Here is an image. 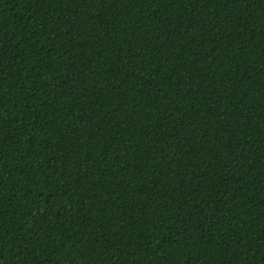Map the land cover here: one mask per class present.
Masks as SVG:
<instances>
[{
    "label": "trees",
    "instance_id": "16d2710c",
    "mask_svg": "<svg viewBox=\"0 0 264 264\" xmlns=\"http://www.w3.org/2000/svg\"><path fill=\"white\" fill-rule=\"evenodd\" d=\"M0 264H264V0H0Z\"/></svg>",
    "mask_w": 264,
    "mask_h": 264
}]
</instances>
